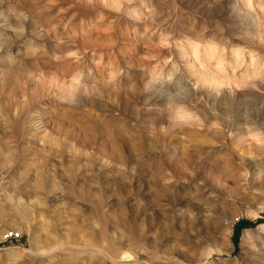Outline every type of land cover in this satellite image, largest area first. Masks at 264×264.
<instances>
[{"label": "rangeland", "instance_id": "374dc122", "mask_svg": "<svg viewBox=\"0 0 264 264\" xmlns=\"http://www.w3.org/2000/svg\"><path fill=\"white\" fill-rule=\"evenodd\" d=\"M0 264H264V0H0Z\"/></svg>", "mask_w": 264, "mask_h": 264}, {"label": "bare ground", "instance_id": "6f19581e", "mask_svg": "<svg viewBox=\"0 0 264 264\" xmlns=\"http://www.w3.org/2000/svg\"><path fill=\"white\" fill-rule=\"evenodd\" d=\"M245 11H247V10H245ZM248 13L251 14V13H253V12L250 11V9H248ZM212 53H213V52H210L209 55H212ZM237 57L239 58L240 55L237 54ZM242 64H243V61H242V60H240V61L237 60V62H236L235 64L232 65V69H233V70H237ZM219 65H220V64H219ZM252 67H255L254 61H252ZM256 67H257V66H256ZM217 69H219V68H217ZM219 70H220V69H219ZM254 70H255V69H254ZM217 73H219L218 70H217ZM240 76H241V75H240ZM220 79H222V78H220ZM220 79L215 78V77H212V80L215 81L216 84H223V85L227 84V82H224V81H222V80H220ZM235 80L238 81V79H235ZM244 80H245V79H243V82H244ZM241 82H242V81H241ZM232 83H233V82H232ZM234 83H235L236 85L241 84V83L238 84V82H234ZM228 85H229V84H228ZM72 86H73V85H72ZM237 111H238V110H237ZM259 142H260V141H259ZM248 238H249V234L246 233L245 236H244L245 241L248 242Z\"/></svg>", "mask_w": 264, "mask_h": 264}, {"label": "built area", "instance_id": "2783aa9c", "mask_svg": "<svg viewBox=\"0 0 264 264\" xmlns=\"http://www.w3.org/2000/svg\"><path fill=\"white\" fill-rule=\"evenodd\" d=\"M6 238H8V239H9V237H6Z\"/></svg>", "mask_w": 264, "mask_h": 264}]
</instances>
